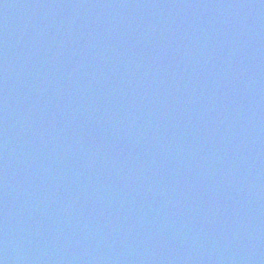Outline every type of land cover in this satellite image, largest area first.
Masks as SVG:
<instances>
[{
  "label": "water",
  "instance_id": "95a60500",
  "mask_svg": "<svg viewBox=\"0 0 264 264\" xmlns=\"http://www.w3.org/2000/svg\"><path fill=\"white\" fill-rule=\"evenodd\" d=\"M0 264H264V0H0Z\"/></svg>",
  "mask_w": 264,
  "mask_h": 264
}]
</instances>
